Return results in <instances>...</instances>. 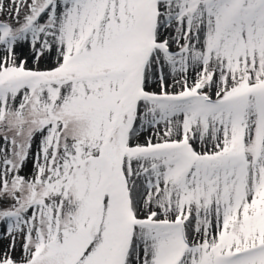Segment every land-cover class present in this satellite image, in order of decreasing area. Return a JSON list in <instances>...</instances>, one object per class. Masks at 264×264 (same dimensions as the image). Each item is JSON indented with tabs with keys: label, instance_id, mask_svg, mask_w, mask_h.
<instances>
[{
	"label": "snow or ice",
	"instance_id": "1",
	"mask_svg": "<svg viewBox=\"0 0 264 264\" xmlns=\"http://www.w3.org/2000/svg\"><path fill=\"white\" fill-rule=\"evenodd\" d=\"M0 264H264V0H0Z\"/></svg>",
	"mask_w": 264,
	"mask_h": 264
}]
</instances>
